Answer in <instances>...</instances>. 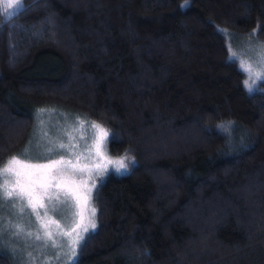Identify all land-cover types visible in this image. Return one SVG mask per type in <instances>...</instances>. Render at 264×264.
Segmentation results:
<instances>
[{"label":"trees","instance_id":"trees-1","mask_svg":"<svg viewBox=\"0 0 264 264\" xmlns=\"http://www.w3.org/2000/svg\"><path fill=\"white\" fill-rule=\"evenodd\" d=\"M183 4L24 0L0 16V162L44 104L134 160L92 190L96 229L70 264H264V93L245 90L223 34L264 40V0Z\"/></svg>","mask_w":264,"mask_h":264},{"label":"snow or ice","instance_id":"snow-or-ice-1","mask_svg":"<svg viewBox=\"0 0 264 264\" xmlns=\"http://www.w3.org/2000/svg\"><path fill=\"white\" fill-rule=\"evenodd\" d=\"M187 5L188 0H184L181 7ZM23 10H25L24 0H0V16L11 18ZM261 47L264 49V45ZM242 71L248 74L249 79L244 81V85L249 92L253 90V84L257 81H264V67L259 72H254L251 67L244 68ZM249 80L252 83H249ZM40 111L45 110L41 109ZM79 124L82 129L85 121L80 120ZM88 128L91 130L89 138L92 142L86 144L87 156L71 152V149L78 147L74 143L58 145L59 149H69L71 155L75 157V162L72 158H67L65 154H60L59 159H54L51 155L46 154L33 155L27 147L7 161L0 162V203L19 201L22 203L21 213L25 211V208H30L31 212L41 221L44 236L51 240L53 245L56 241L51 226L55 225L59 230L55 233L56 235L70 239L73 254L76 247L84 240V233H89L90 229H96L95 209H90V215L85 214L89 211L88 205L92 190L96 187V178L103 177L108 172L109 165L113 166L118 174L127 172L130 165H134V160L130 155L125 154L117 158L107 155L106 141L110 134L108 129L96 122H88ZM69 139L71 141L73 138L69 136ZM81 139H84L83 134ZM45 151L52 153L54 147H46ZM61 194H63V199ZM69 198L75 202L79 209L75 213L79 219H74L72 224L64 229L58 220L49 216V211L56 214L57 207L52 202L56 201L59 204L67 205ZM50 204L52 205L51 209H49ZM41 209L43 215H41ZM17 228V234L23 231L19 226ZM28 235L31 236L32 233H28ZM35 239L41 240L43 237L36 235Z\"/></svg>","mask_w":264,"mask_h":264},{"label":"rangeland","instance_id":"rangeland-1","mask_svg":"<svg viewBox=\"0 0 264 264\" xmlns=\"http://www.w3.org/2000/svg\"><path fill=\"white\" fill-rule=\"evenodd\" d=\"M223 34L228 50V57L236 61L237 66L241 71L247 67H251L254 72L261 71V68L264 67V49L261 47L264 45V40L258 39L255 36L254 30L238 34L223 29ZM242 73L243 86L245 88L244 81L249 78L247 72L242 71ZM249 83H252V81L249 80ZM245 90L248 91L246 88ZM253 91L264 93V81H257L253 84V90L251 92ZM41 109H44L45 111L41 112ZM31 114L32 124L25 142L21 147L12 152L4 161L17 155L26 147L29 148L33 155L46 154L51 155L54 159H59L60 154H65L67 158H72L74 162L75 157L71 155V152L82 153L85 156L88 155L86 144L92 142L89 138L91 130L88 128V122L95 121L89 119L82 113L57 104L34 106L31 109ZM80 120L85 121L84 128L82 129L79 124ZM82 134L84 139H81ZM69 136L73 138L71 141ZM60 143L66 145L74 143L78 145V147L71 149L70 152L69 149H59L58 145ZM46 147H54V151L52 153H47L45 151ZM106 153L112 158L125 155H111L107 152V149ZM107 173L118 174L111 165H109ZM107 173L103 177H97L96 184L99 181H102ZM77 179H79V177H77ZM89 183H91V181H89ZM61 198H64L63 194H61ZM52 203L56 204L57 212L56 214H53L49 211V216L52 219L58 220L62 228L67 229L74 219H79V217L75 215L79 209L71 198H69L67 205L59 204L56 201H53ZM21 206L22 203L19 201L16 203L10 201L0 203V252L8 257L9 263L70 264L76 257L78 246L73 254L70 246V239L68 237L56 235L55 233L59 230L56 229L55 225L51 226V231H53L54 239L56 241L55 245H53L52 241L44 236V229L41 226V221L31 212L30 208H25V211L21 213ZM51 207L52 205L50 204L49 209H51ZM91 208H94L92 196L88 205L89 211L85 213L86 215H90ZM40 211L41 215H43V210L41 209ZM45 220H47V218H45ZM17 226H19L20 229H23L19 234H17ZM28 233H32V235L29 236ZM36 235H40L43 239L36 240Z\"/></svg>","mask_w":264,"mask_h":264}]
</instances>
